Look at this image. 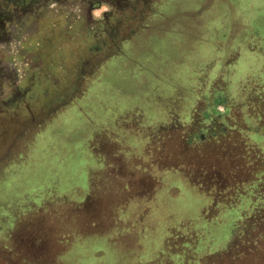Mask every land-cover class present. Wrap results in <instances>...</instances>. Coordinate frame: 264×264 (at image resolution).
<instances>
[{
  "label": "rangeland",
  "instance_id": "374dc122",
  "mask_svg": "<svg viewBox=\"0 0 264 264\" xmlns=\"http://www.w3.org/2000/svg\"><path fill=\"white\" fill-rule=\"evenodd\" d=\"M158 242L264 264V0H0V264Z\"/></svg>",
  "mask_w": 264,
  "mask_h": 264
},
{
  "label": "trees",
  "instance_id": "16d2710c",
  "mask_svg": "<svg viewBox=\"0 0 264 264\" xmlns=\"http://www.w3.org/2000/svg\"><path fill=\"white\" fill-rule=\"evenodd\" d=\"M174 173H176V171L175 172H173V174ZM174 181H178V182H181V180L179 179V178H176V177H174L173 179H171L169 182H168V184H166V185H170V183L171 182H174ZM165 187V186H164ZM168 191H170L171 193H173V191H176L175 193H173L174 195H175V197H176V195L178 194V189H174V188H167V191L166 192H168ZM143 195H141V197H142ZM210 197V196H209ZM210 200V199H209ZM207 202H208V204L210 205L211 204V201H208V198H207ZM209 205H207V206H209ZM206 210H207V208H206ZM148 233H146L144 236H147L148 237ZM162 236V235H161ZM158 238V237H157ZM159 241H161V238L159 239ZM159 243L160 242H158V245L156 246H154V248H153V251L151 252V249L149 250L150 251V253H149V256H150V258L148 259V260H145V258L143 259H138L139 258V256H136L137 257V262H136V264H147V262H150V260H154L156 257H157V255H161V254H166L165 252H164V248L161 246V245H159ZM155 244V243H154ZM161 247V248H160ZM140 250H143V249H140ZM155 253V254H154ZM120 255H123V254H118L117 256H119L118 257V260H119V258H120ZM124 256H128V260H129V262H128V264H130L131 262H132V257H133V255H131V254H125ZM131 257V258H130ZM159 257V256H158ZM195 261L196 260H194V264H197V263H195ZM156 262V261H155ZM117 264H124V263H122V262H119L118 261V263Z\"/></svg>",
  "mask_w": 264,
  "mask_h": 264
},
{
  "label": "clouds",
  "instance_id": "9594fccd",
  "mask_svg": "<svg viewBox=\"0 0 264 264\" xmlns=\"http://www.w3.org/2000/svg\"><path fill=\"white\" fill-rule=\"evenodd\" d=\"M109 11V7L106 4H102L100 8H93L92 16L99 19L102 17L103 13Z\"/></svg>",
  "mask_w": 264,
  "mask_h": 264
}]
</instances>
